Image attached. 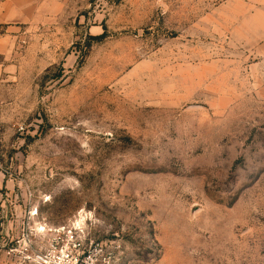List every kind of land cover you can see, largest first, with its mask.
Returning a JSON list of instances; mask_svg holds the SVG:
<instances>
[{
    "label": "rangeland",
    "instance_id": "1",
    "mask_svg": "<svg viewBox=\"0 0 264 264\" xmlns=\"http://www.w3.org/2000/svg\"><path fill=\"white\" fill-rule=\"evenodd\" d=\"M3 60L0 264L71 220L110 264H264V0H58Z\"/></svg>",
    "mask_w": 264,
    "mask_h": 264
},
{
    "label": "built area",
    "instance_id": "2",
    "mask_svg": "<svg viewBox=\"0 0 264 264\" xmlns=\"http://www.w3.org/2000/svg\"><path fill=\"white\" fill-rule=\"evenodd\" d=\"M52 232L46 234L47 242L39 245L33 254L36 264H110L112 252L105 253L100 242L90 239L78 220H71Z\"/></svg>",
    "mask_w": 264,
    "mask_h": 264
},
{
    "label": "crops",
    "instance_id": "3",
    "mask_svg": "<svg viewBox=\"0 0 264 264\" xmlns=\"http://www.w3.org/2000/svg\"><path fill=\"white\" fill-rule=\"evenodd\" d=\"M57 13L58 0H0V79L8 70L3 56L12 51L23 31Z\"/></svg>",
    "mask_w": 264,
    "mask_h": 264
},
{
    "label": "trees",
    "instance_id": "4",
    "mask_svg": "<svg viewBox=\"0 0 264 264\" xmlns=\"http://www.w3.org/2000/svg\"><path fill=\"white\" fill-rule=\"evenodd\" d=\"M103 37V34H100V35H90L89 38L90 39H102Z\"/></svg>",
    "mask_w": 264,
    "mask_h": 264
},
{
    "label": "bare ground",
    "instance_id": "5",
    "mask_svg": "<svg viewBox=\"0 0 264 264\" xmlns=\"http://www.w3.org/2000/svg\"><path fill=\"white\" fill-rule=\"evenodd\" d=\"M83 217V216H82Z\"/></svg>",
    "mask_w": 264,
    "mask_h": 264
}]
</instances>
